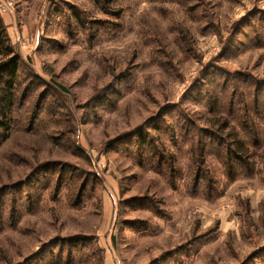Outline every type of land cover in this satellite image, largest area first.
<instances>
[{
  "label": "rangeland",
  "instance_id": "rangeland-1",
  "mask_svg": "<svg viewBox=\"0 0 264 264\" xmlns=\"http://www.w3.org/2000/svg\"><path fill=\"white\" fill-rule=\"evenodd\" d=\"M3 2L0 264H264V0Z\"/></svg>",
  "mask_w": 264,
  "mask_h": 264
},
{
  "label": "trees",
  "instance_id": "trees-1",
  "mask_svg": "<svg viewBox=\"0 0 264 264\" xmlns=\"http://www.w3.org/2000/svg\"><path fill=\"white\" fill-rule=\"evenodd\" d=\"M19 65H20L19 54L16 53L15 49L11 45L5 30V26L0 17V93L2 96L1 98L2 109L7 107V105H10V102L13 99L12 90H13L14 80L17 75V71L19 69ZM0 129H2L3 131H7L8 129L7 124L4 121L0 123ZM2 140L5 139H1V141ZM236 143H237L236 149L240 154L239 156H242V154L244 156H247L248 150L245 148L244 144H241L240 142H236ZM252 147L255 148V145ZM245 164L247 163L242 162L241 165H245Z\"/></svg>",
  "mask_w": 264,
  "mask_h": 264
},
{
  "label": "built area",
  "instance_id": "built-area-1",
  "mask_svg": "<svg viewBox=\"0 0 264 264\" xmlns=\"http://www.w3.org/2000/svg\"><path fill=\"white\" fill-rule=\"evenodd\" d=\"M12 11V3L11 2H3L0 3V14H10Z\"/></svg>",
  "mask_w": 264,
  "mask_h": 264
}]
</instances>
